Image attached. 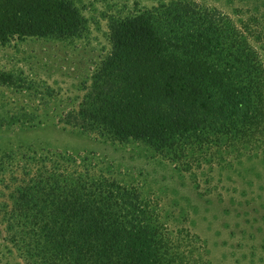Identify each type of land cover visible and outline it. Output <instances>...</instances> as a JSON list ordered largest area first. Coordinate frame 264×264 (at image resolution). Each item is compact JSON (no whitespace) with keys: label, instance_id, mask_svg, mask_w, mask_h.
<instances>
[{"label":"trees","instance_id":"1","mask_svg":"<svg viewBox=\"0 0 264 264\" xmlns=\"http://www.w3.org/2000/svg\"><path fill=\"white\" fill-rule=\"evenodd\" d=\"M195 19L183 37L164 36L145 16L115 21L111 54L93 76L92 101L62 122L101 127L159 152L200 150L202 157L223 146L263 144L264 65L256 35L218 12ZM84 22L71 0H0L3 46L73 38ZM91 174L87 169L84 180ZM70 175L64 165L43 167L31 187L20 189L9 215L12 226L36 235V264H210L199 237L171 229L138 194L104 180L85 187L74 175L70 185Z\"/></svg>","mask_w":264,"mask_h":264},{"label":"rangeland","instance_id":"2","mask_svg":"<svg viewBox=\"0 0 264 264\" xmlns=\"http://www.w3.org/2000/svg\"><path fill=\"white\" fill-rule=\"evenodd\" d=\"M71 1L85 20L78 36L0 44V264L38 262L36 235L12 226L9 215L38 171L60 165L70 170V185L90 169L83 186L104 180L149 201L171 229L200 238L210 264H264V143L223 146L202 157L200 150L159 152L101 127L62 122L92 101L93 76L111 54L115 21L145 16L164 36L183 37L196 15L218 12L250 25L264 65V0Z\"/></svg>","mask_w":264,"mask_h":264}]
</instances>
